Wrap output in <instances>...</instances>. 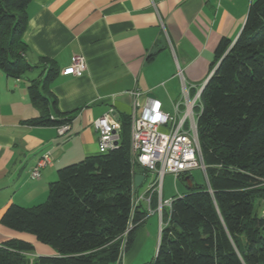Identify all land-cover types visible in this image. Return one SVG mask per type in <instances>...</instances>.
<instances>
[{"label":"trees","instance_id":"16d2710c","mask_svg":"<svg viewBox=\"0 0 264 264\" xmlns=\"http://www.w3.org/2000/svg\"><path fill=\"white\" fill-rule=\"evenodd\" d=\"M31 1L0 0V66L16 78L34 67L24 38ZM215 53L197 121L206 181L194 182L192 171L177 176L187 189L163 207L151 264H264V0L252 1L237 38L223 37ZM41 59L47 71L31 79L29 92L46 114L26 121L70 123L73 111L62 112L49 96L58 69ZM132 159L128 120L117 147L59 168L44 202L12 203L1 223L56 250L33 264H123L147 218L142 201L134 205L133 187L135 175L147 171ZM33 250L30 241L5 240L0 264H31Z\"/></svg>","mask_w":264,"mask_h":264},{"label":"crops","instance_id":"0c3cea01","mask_svg":"<svg viewBox=\"0 0 264 264\" xmlns=\"http://www.w3.org/2000/svg\"><path fill=\"white\" fill-rule=\"evenodd\" d=\"M252 1L32 0L24 33L26 58L34 66L28 71L40 73L25 83L23 76H10L0 66V244L11 238L30 241L31 264L39 255L56 254L33 234L3 225L6 208L12 203L32 207L44 202L59 168L99 154L96 120L113 109L110 117L121 132L132 118L133 90L143 91L137 114L154 98L165 112L174 113V102L182 94L178 64L184 81L194 85L192 94L205 86L219 42L223 37L237 38ZM75 54L85 57L86 70L81 76L63 74ZM42 57L58 69L47 86L51 100L57 99L62 112L73 111L70 128L63 134L56 125L26 121L46 114L29 92L31 79L47 71ZM45 152L51 161L41 168L39 178H33L31 169ZM144 175L142 184L134 187L136 196L143 195L139 188L147 180ZM173 196L170 191L166 195L163 186L162 198ZM152 198L150 206L157 208L159 197Z\"/></svg>","mask_w":264,"mask_h":264},{"label":"built area","instance_id":"2783aa9c","mask_svg":"<svg viewBox=\"0 0 264 264\" xmlns=\"http://www.w3.org/2000/svg\"><path fill=\"white\" fill-rule=\"evenodd\" d=\"M86 67L85 57L82 54H75L71 64L62 69V73L81 76ZM212 72L213 70L210 75ZM177 74L183 79L182 94L174 102V113L172 114L165 112L162 109L161 101L156 98L149 99L144 104L142 113L137 114V108L140 106L138 98L143 91L138 88L132 91L134 96L131 118L132 162L135 166L139 165L144 168L147 171L146 175L154 174V178L149 183L146 193L142 196H134V205L137 206L141 200L146 199L149 207H151L152 196L156 194L159 197V204L156 210L159 211L162 222L160 231L163 227V207L165 205L170 207L172 203V199L162 198L166 174L173 173L178 176L196 168L204 171L206 169L197 125L198 117L203 110L201 95L204 86L197 88L192 94L191 89L194 85H189L184 81L183 71L179 64L177 66ZM111 113H113V109L100 116L95 122L99 133V152H106L117 147L120 141L119 126L110 117ZM164 126H167L169 131L161 130ZM57 127L59 133L63 134L70 128V123H64ZM50 161V153L45 152L31 169V176L39 178L41 176V168ZM133 187H135L134 183Z\"/></svg>","mask_w":264,"mask_h":264},{"label":"rangeland","instance_id":"374dc122","mask_svg":"<svg viewBox=\"0 0 264 264\" xmlns=\"http://www.w3.org/2000/svg\"><path fill=\"white\" fill-rule=\"evenodd\" d=\"M36 70L37 71L33 73L31 71H26L23 74V81L28 83V78L36 77L40 73V69ZM161 130L169 131V128L164 126ZM192 175L194 177V182L205 183L206 177L202 169H193ZM153 178L154 174H148L146 182L139 188L140 195L146 193L148 185ZM164 188L166 195H168V191H170L171 195H177L187 189L184 178H177L173 173L166 174L164 178ZM145 206L147 210L146 222L137 229L133 245L125 252L123 259L124 264H151L157 254L161 232L160 225L162 222L159 211L156 210L157 208L149 207L148 203H145ZM167 207L168 206L165 205V208Z\"/></svg>","mask_w":264,"mask_h":264},{"label":"water","instance_id":"95a60500","mask_svg":"<svg viewBox=\"0 0 264 264\" xmlns=\"http://www.w3.org/2000/svg\"><path fill=\"white\" fill-rule=\"evenodd\" d=\"M145 178V175L144 174H136L135 177H134V185L136 188L139 187L140 184H142L143 180Z\"/></svg>","mask_w":264,"mask_h":264}]
</instances>
